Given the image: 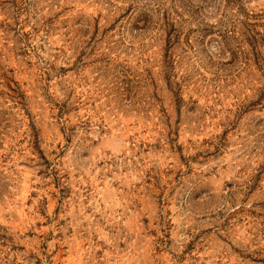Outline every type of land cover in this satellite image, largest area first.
<instances>
[{
	"label": "rangeland",
	"instance_id": "1",
	"mask_svg": "<svg viewBox=\"0 0 264 264\" xmlns=\"http://www.w3.org/2000/svg\"><path fill=\"white\" fill-rule=\"evenodd\" d=\"M0 264H264V0H0Z\"/></svg>",
	"mask_w": 264,
	"mask_h": 264
}]
</instances>
